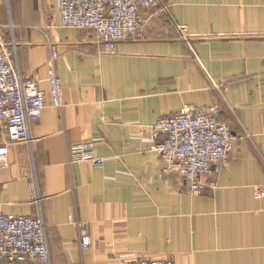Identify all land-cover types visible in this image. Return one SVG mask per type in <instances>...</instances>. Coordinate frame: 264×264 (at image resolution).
Returning <instances> with one entry per match:
<instances>
[{
  "label": "crops",
  "instance_id": "0c3cea01",
  "mask_svg": "<svg viewBox=\"0 0 264 264\" xmlns=\"http://www.w3.org/2000/svg\"><path fill=\"white\" fill-rule=\"evenodd\" d=\"M160 3L142 9L144 40L104 55L92 30L61 27L62 0H0V42L48 96L31 142L11 144L0 170V213L43 218L50 264H264V0ZM186 105L218 107L234 137L203 194L149 152L152 126Z\"/></svg>",
  "mask_w": 264,
  "mask_h": 264
},
{
  "label": "built area",
  "instance_id": "2783aa9c",
  "mask_svg": "<svg viewBox=\"0 0 264 264\" xmlns=\"http://www.w3.org/2000/svg\"><path fill=\"white\" fill-rule=\"evenodd\" d=\"M162 5L160 0H62L61 27L92 30L104 55H114L123 43L144 40L146 17L142 9ZM165 10L167 7L162 5ZM45 25L41 31H51ZM187 37L185 27H178ZM58 54L48 63L47 82L52 106L61 108L64 88L55 69ZM48 106L47 93L38 80L23 78L17 68L12 45L0 42V122L7 124L9 142L0 145V170L7 166L11 144L31 142L30 123L40 120ZM216 107L184 106L172 118L152 126L149 152L160 157L163 172L180 177L191 194H203L228 166L234 149L230 126ZM96 160V166H103ZM33 200L39 201L38 191ZM90 246L88 237L82 247ZM0 264H50L47 229L42 217L8 216L0 213ZM130 264H173L167 260L139 258Z\"/></svg>",
  "mask_w": 264,
  "mask_h": 264
},
{
  "label": "rangeland",
  "instance_id": "374dc122",
  "mask_svg": "<svg viewBox=\"0 0 264 264\" xmlns=\"http://www.w3.org/2000/svg\"><path fill=\"white\" fill-rule=\"evenodd\" d=\"M153 140V139H152Z\"/></svg>",
  "mask_w": 264,
  "mask_h": 264
}]
</instances>
